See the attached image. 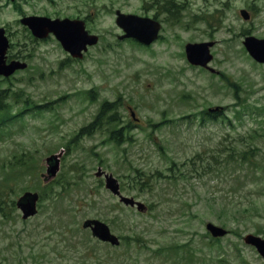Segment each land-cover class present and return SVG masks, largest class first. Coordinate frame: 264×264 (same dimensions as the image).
<instances>
[{
	"label": "rangeland",
	"instance_id": "1",
	"mask_svg": "<svg viewBox=\"0 0 264 264\" xmlns=\"http://www.w3.org/2000/svg\"><path fill=\"white\" fill-rule=\"evenodd\" d=\"M118 9L160 21L157 39L121 37ZM30 14L81 17L100 40L74 58L53 34L36 38L20 21ZM0 26L7 55L28 63L0 76L15 115L0 124V264H176L154 252L188 239L205 257L179 264H264L244 240L264 237V63L243 43L264 38V0H0ZM203 41L214 71L187 59ZM106 100L120 102L115 121L83 131ZM51 155L61 169L45 183ZM111 173L149 209L121 202ZM26 190L40 194L29 219L16 206ZM94 218L119 246L82 227ZM210 221L229 233L212 241Z\"/></svg>",
	"mask_w": 264,
	"mask_h": 264
},
{
	"label": "water",
	"instance_id": "2",
	"mask_svg": "<svg viewBox=\"0 0 264 264\" xmlns=\"http://www.w3.org/2000/svg\"><path fill=\"white\" fill-rule=\"evenodd\" d=\"M117 24L125 30L121 37H135L144 42L151 43L157 38L161 23L150 17H143L136 14H126L117 10ZM241 14L244 18H249L247 10L242 9ZM22 22L29 25L34 35L37 37H46L50 32L55 33L61 41L64 48L73 56L81 57L82 51L86 50L88 45L98 42V36L89 34L85 29V23L80 19H52L46 16H29L22 19ZM213 42L188 43L186 52L188 59L197 65L207 66L213 55L210 52V46ZM244 44L251 55L258 61L264 62V38H257L253 35L246 37ZM9 46V40L5 35V29L0 27V74L9 76L16 69L25 68L26 63L13 60L6 62L5 53ZM47 174H43L45 181H49L57 175L60 169V160L56 155H51L47 159ZM106 187L114 194L118 195L125 204L137 205L139 210H145V204L131 196L121 193L118 179L111 173L106 174ZM39 195L36 192H25L17 201V206L22 210L23 217L28 218L37 213V201ZM84 227H91L93 235L103 241H109L113 244L119 243V238L113 234L107 223L99 219H87ZM207 228L211 233L218 237L224 236L227 230L213 222L207 223ZM246 243L255 246L259 253L264 257V238L260 235L249 233L244 237Z\"/></svg>",
	"mask_w": 264,
	"mask_h": 264
},
{
	"label": "trees",
	"instance_id": "3",
	"mask_svg": "<svg viewBox=\"0 0 264 264\" xmlns=\"http://www.w3.org/2000/svg\"><path fill=\"white\" fill-rule=\"evenodd\" d=\"M7 89L1 87L0 85V123L5 121V110L6 107L3 103L4 99L7 97ZM120 102L117 101H110V100H106L102 103L101 107H100V113L98 114L96 120L90 124L89 126H87L86 128H83V131H90V129L94 128L95 126H100L102 121V117L105 115L107 117V121L108 123H112L115 121L117 114L116 113H110V111L116 112L115 110L117 109V106ZM10 118V117H9ZM8 120V119H7ZM124 127L113 130L111 133V138H113L115 141L117 142H121L122 141V137L121 135L123 134ZM200 237L202 238H208L209 235L208 234H204L201 233L199 234ZM220 241L221 238H213L212 241ZM192 242L191 239H188L183 241V242H172L170 244L165 243L164 245L160 246L158 250H155V254L157 255H162V257H167V255L169 257H171V259L177 260L175 263H178L184 259L190 261V262H195L198 263V260H201L205 257V254H201V258L198 255V251L200 252L199 249L195 248L194 246H192ZM128 247V246H127ZM185 255V257H184ZM188 256V257H187ZM239 257V256H238ZM90 258H88L89 260ZM239 259L241 261H243L245 264H250V262L247 260V258L243 259L241 257H239ZM219 260H221L220 256H219ZM106 261V260H105ZM95 262L97 264H102L103 261H101V259H98L97 261L95 260ZM213 264V263H211ZM216 264H226L224 262L221 263H216Z\"/></svg>",
	"mask_w": 264,
	"mask_h": 264
},
{
	"label": "flooded vegetation",
	"instance_id": "4",
	"mask_svg": "<svg viewBox=\"0 0 264 264\" xmlns=\"http://www.w3.org/2000/svg\"><path fill=\"white\" fill-rule=\"evenodd\" d=\"M71 18H75V17H71ZM78 18H81V17H78ZM7 59H8V61H9V60H12V59H15V58H10V56L8 55V56H7ZM16 59H19V58H16Z\"/></svg>",
	"mask_w": 264,
	"mask_h": 264
}]
</instances>
